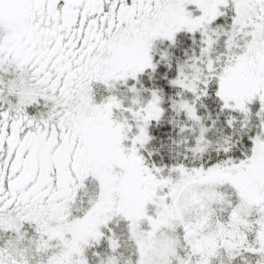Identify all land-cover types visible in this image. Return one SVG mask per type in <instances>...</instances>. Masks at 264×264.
Instances as JSON below:
<instances>
[{
  "label": "snow or ice",
  "instance_id": "obj_1",
  "mask_svg": "<svg viewBox=\"0 0 264 264\" xmlns=\"http://www.w3.org/2000/svg\"><path fill=\"white\" fill-rule=\"evenodd\" d=\"M0 264H264V0H0Z\"/></svg>",
  "mask_w": 264,
  "mask_h": 264
}]
</instances>
